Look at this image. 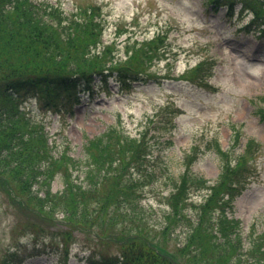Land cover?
<instances>
[{"label":"rangeland","instance_id":"1","mask_svg":"<svg viewBox=\"0 0 264 264\" xmlns=\"http://www.w3.org/2000/svg\"><path fill=\"white\" fill-rule=\"evenodd\" d=\"M47 1L59 2L67 11L82 7V15L87 12V16L101 19L99 40L111 49H118L116 56L123 58L125 65L140 66L132 56L142 53L145 45L132 48L133 43L124 41L126 35L114 37L119 23L130 24L129 28L139 40L156 35L161 42L157 41L153 46L163 47L164 51L154 55L142 67L154 74L156 79L136 86L128 85L122 91L112 82L106 94L93 100L84 97L74 113L64 110V101L69 97L67 94L57 99L56 106L50 105V110L41 107L38 97L20 102L22 112L42 125H31L34 134L48 142L55 154L68 152L83 161L86 142L109 128H112L114 138L110 139L111 146H116L118 140L128 145V139L144 135L146 141L143 143L148 156L138 157L137 166L132 167L128 175L132 180L129 183L132 196L136 195L133 192L142 194V197L136 195L139 200L133 204L135 211L131 213V220L127 221L128 236L135 238L143 234L142 231L149 230L150 235L143 234L147 236L144 237L146 244L167 240L166 247L177 253L181 264H199L204 261V252H208L207 262L218 256L216 249L209 250L205 239L218 246L225 245L227 232L221 227L227 220L237 219L241 221L238 234L242 250L239 253L253 259L249 254L251 241L264 240L260 238L264 236V123L255 114L256 107L264 106V38L245 29L252 15L241 13L242 0L231 2L233 13H228L229 0H222L219 7L210 0ZM261 2L264 0H258L253 5L260 7ZM133 22H138V25L132 27ZM90 49L93 52L99 50L96 44ZM195 68H200L199 73L192 71ZM206 73L211 75L203 80L202 76ZM183 75L195 79L194 83L186 81ZM230 123L242 127L239 141L234 139ZM216 139L222 149H227L226 160L231 168L236 160H246L241 155L249 139L261 143L255 169L248 171L249 177L244 168L234 177V182H245L246 189L234 198L224 194L225 189L207 197L208 191L188 185L186 195L189 205L182 215H178L179 221H173L168 230H163L170 221L168 216L173 215L167 198L177 189L187 155L191 154L194 159L192 172L195 179L201 176L208 183L217 180L220 165L214 153ZM196 143L205 146L197 152L193 147ZM3 170L2 164L0 264L16 255L23 259L21 264H85L84 257L91 253L93 245L99 252L109 254L121 246L120 237L107 235L106 227L93 226L94 208L103 206L112 192L114 180L111 177L123 175L120 163L110 166L109 176L103 182L92 185V189L81 199L78 215L82 216L90 209L89 229L84 230L86 235L83 239L64 245L62 239L70 231L65 212L57 213L58 221L52 215H43L33 220L34 223L39 221L40 229L38 250L35 252L32 247L36 236L26 229V224L32 221L34 214H38L32 208L36 201L17 190V193L6 190L8 179L5 177L10 176ZM77 174L78 170H74L71 177L74 183L83 181L84 171H79L81 178ZM54 177L52 191L60 192L64 189L63 177L67 180V176L57 167ZM15 183L13 180L11 185ZM82 184L88 187L91 181L85 178ZM211 198L217 203L208 208ZM72 200L71 197L60 198L58 205L64 209V205ZM29 207L31 212H27ZM44 208L52 209L50 206ZM202 210L201 223L207 230L188 237L189 220L198 225ZM222 218L225 222L219 224ZM87 230L96 235L88 234ZM201 236L204 239L199 245Z\"/></svg>","mask_w":264,"mask_h":264},{"label":"trees","instance_id":"2","mask_svg":"<svg viewBox=\"0 0 264 264\" xmlns=\"http://www.w3.org/2000/svg\"><path fill=\"white\" fill-rule=\"evenodd\" d=\"M76 16V17H75ZM84 16L79 13L65 14L60 7L51 4L37 3L34 0H0V165H4L3 173L10 177L5 182L6 190L22 194L34 199L36 205L32 208L38 214L32 216V221L26 224V229L35 234V239L40 233L39 221L34 223L35 218L42 215H50L60 207L58 200L64 197H71L73 200L62 207L70 231L63 237L62 242L68 246L70 241H75L77 237L75 230L83 231L89 229L90 220L88 214L90 209L82 216H79L78 209L81 199L86 192L90 191L92 185H97L109 176V167L121 164L123 175L112 176L114 180L113 189L103 206L95 208L94 227H106L107 235L120 237L121 244L117 248L115 255L99 252L96 245L91 247L92 257L88 259V264H174L168 256L157 252L149 242L144 241L145 235H150L149 230L142 231L143 234L128 236L127 221L131 220V213L135 211L133 206L142 194L133 192L138 196H132L129 191V171L136 167V159L143 156L145 158L146 145L143 142L131 140L125 145L120 140L116 146H111L110 139L113 140L112 128L90 140L85 146V161H78L63 153L60 157H55L45 140L34 134L31 128L30 119L17 115L13 108L14 97L28 96L39 90L51 88L66 91L69 93H80L85 91L94 92L97 88V79L100 83L107 84L110 78H115L123 84L129 78L139 79L142 67L151 61L154 55L160 52V48L153 46L161 39L143 42L142 53L132 56L140 66L134 64H124L125 61L114 59L115 49L104 47L99 52H93L90 46L100 43L99 29L100 19L96 16ZM121 30L119 27L117 31ZM137 46L135 42L132 48ZM89 55L90 57H87ZM107 86H103L106 89ZM260 120L264 122V109L259 108L256 113ZM138 153V154H137ZM121 154V155H120ZM221 165V177L218 183L212 188V197L221 189H225L224 194L230 198L239 193L240 183L234 182V177L240 174L244 168L249 169L245 160H236V163L229 166L226 160V152L218 148L216 151ZM120 155V157H119ZM128 156V157H127ZM194 159L187 158V171L180 177L177 189L172 192L167 202L173 209V215L168 216L169 223L165 224L163 230H168L169 225L174 221H179V214L182 215L187 206L188 185L197 188L204 184V180L192 178L190 167ZM70 165V166H69ZM62 169L67 176V183L61 193H52L50 181L56 169ZM70 167L80 168L85 172V178L90 179V186H83L71 182ZM128 171V174L126 172ZM16 183L11 185L12 181ZM42 185L45 189V197L41 198L34 191L33 187ZM10 186V187H9ZM13 191H11V189ZM5 191V189H3ZM18 196V195H16ZM217 203L211 198L207 204L211 208ZM44 206H50L47 210ZM26 208V207H25ZM31 207L27 212H31ZM204 211L199 214L198 225L191 224L188 229L189 236H195L207 230L202 225ZM224 219L219 220L223 224ZM239 222L227 220L223 228L227 232V242L223 246H218L214 242L205 239L206 246L216 249L218 256L214 260H208L207 253L204 252L203 259L206 264H264V240L251 241L249 254L253 259L243 256L241 252L242 244L238 234ZM88 234L96 235L88 230ZM98 234V233H97ZM154 235V234H152ZM237 237V240H235ZM264 238V236H260ZM204 236L199 238V245L203 242ZM36 241V240H35ZM168 245L167 240L160 242ZM35 252V245L32 247ZM23 259L7 258L3 264H21ZM203 262L199 264H204Z\"/></svg>","mask_w":264,"mask_h":264}]
</instances>
